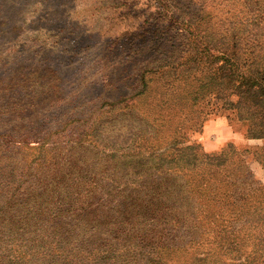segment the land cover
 <instances>
[{
	"label": "rangeland",
	"instance_id": "1",
	"mask_svg": "<svg viewBox=\"0 0 264 264\" xmlns=\"http://www.w3.org/2000/svg\"><path fill=\"white\" fill-rule=\"evenodd\" d=\"M263 66L264 0H0V264H264Z\"/></svg>",
	"mask_w": 264,
	"mask_h": 264
},
{
	"label": "trees",
	"instance_id": "2",
	"mask_svg": "<svg viewBox=\"0 0 264 264\" xmlns=\"http://www.w3.org/2000/svg\"><path fill=\"white\" fill-rule=\"evenodd\" d=\"M228 26L225 28H222L219 32V36H221L218 39L217 44L222 46L224 48V43H227V40L235 42V38H236V32H235V27L233 26V21L230 19V21H228ZM212 41H214L215 38L208 36ZM210 44H212L210 41H208ZM258 46L254 43H250V45L248 44V48L249 50L254 51ZM232 48H235V44L232 46ZM259 48V47H258ZM260 50V49H258ZM232 73L231 70L228 72L227 77L230 79L231 83H232ZM255 75L253 76H249L251 77V79L249 80V78H247V82L245 84V91L244 93L246 94V96L251 95V92L253 91V93L255 94V96L257 97L256 93L257 91L260 93H263V87H264V66L262 69L255 71ZM259 80V81H258ZM210 82L208 81L207 83L203 84L200 86V89L206 87L207 85H209Z\"/></svg>",
	"mask_w": 264,
	"mask_h": 264
}]
</instances>
